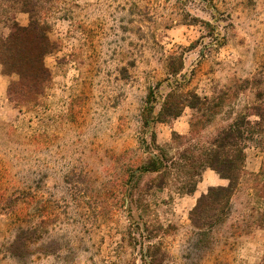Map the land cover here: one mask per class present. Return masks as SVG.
Instances as JSON below:
<instances>
[{
	"label": "rangeland",
	"instance_id": "obj_1",
	"mask_svg": "<svg viewBox=\"0 0 264 264\" xmlns=\"http://www.w3.org/2000/svg\"><path fill=\"white\" fill-rule=\"evenodd\" d=\"M38 18L54 49L42 95L17 106L8 88L18 76L0 67V264H15L16 237L30 240L25 264H261L264 228L238 227L233 213L194 229L187 182L199 184L209 169L182 156L263 104L264 0H43ZM10 19L25 27L30 16L12 9ZM175 80L209 98L212 114L185 108L155 124L171 167L165 184L158 174L131 177L147 158L148 92L158 89V111ZM196 119L205 127L189 143L175 141ZM246 153L256 173L264 151L250 143Z\"/></svg>",
	"mask_w": 264,
	"mask_h": 264
},
{
	"label": "trees",
	"instance_id": "obj_2",
	"mask_svg": "<svg viewBox=\"0 0 264 264\" xmlns=\"http://www.w3.org/2000/svg\"><path fill=\"white\" fill-rule=\"evenodd\" d=\"M43 0H0V26L10 22L9 33L4 35L0 30V67L3 75H17L18 80L10 84L8 88L9 100L17 106H23L29 100H35L41 96L51 79V74L45 66V57L53 52V45L48 36L47 26L38 18ZM20 9L30 16L28 26L19 25L14 19H10L11 10ZM205 30H210L209 22H202ZM173 57H170L172 59ZM171 75L176 76L180 69H173L169 65ZM166 81H169L168 79ZM176 81V80H175ZM176 81L173 90L167 94L160 109L156 111L155 93L158 89H150L140 115L142 128L149 135L150 143L144 142L147 158L134 170H129L131 177L142 178L146 174L162 175V185L169 175L171 167L168 166L166 152L157 144L154 125L168 123L182 115L185 108H190L197 113L204 110H212L209 107L210 100L201 97L195 92H183L184 85ZM160 85V84H159ZM263 96L258 95L259 99ZM261 97V98H260ZM207 114V113H206ZM202 113V118L207 115ZM255 117V120H251ZM191 132L187 138L175 135L174 140L181 144L189 143L199 126L205 127L203 120L196 119L191 124ZM194 133V134H193ZM250 143H256L264 151V102L256 105L248 112L238 114L237 118L227 128L210 138L207 146L195 147L187 150L182 158L197 167L210 169L220 178L228 181L226 186L210 187L196 201L190 212V222L194 229H213L220 222L230 218L233 213L239 220L238 227L264 228V161L256 173H248L246 170V150ZM157 150L159 153L154 152ZM175 167L174 163L172 164ZM193 166V165H192ZM185 166H177L188 179H192L191 173ZM194 167V166H193ZM185 171V172H184ZM171 174V173H170ZM249 179L243 186V178ZM189 183L187 194L195 192L198 181ZM160 189L163 186H159ZM243 194L244 199L241 208L234 209L233 201L238 195ZM29 239H16L11 244L10 258L15 264H25L24 251L30 249ZM264 264V261L261 263Z\"/></svg>",
	"mask_w": 264,
	"mask_h": 264
},
{
	"label": "crops",
	"instance_id": "obj_3",
	"mask_svg": "<svg viewBox=\"0 0 264 264\" xmlns=\"http://www.w3.org/2000/svg\"><path fill=\"white\" fill-rule=\"evenodd\" d=\"M228 184V181L225 179H222L212 170H206L203 175L202 179L197 185V188L195 192H193V198L195 202L197 199L207 191L210 187H220V186H226Z\"/></svg>",
	"mask_w": 264,
	"mask_h": 264
}]
</instances>
